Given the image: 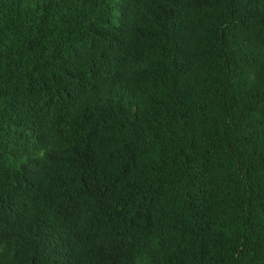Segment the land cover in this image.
I'll list each match as a JSON object with an SVG mask.
<instances>
[{"label": "trees", "instance_id": "obj_1", "mask_svg": "<svg viewBox=\"0 0 264 264\" xmlns=\"http://www.w3.org/2000/svg\"><path fill=\"white\" fill-rule=\"evenodd\" d=\"M0 264H264V0H0Z\"/></svg>", "mask_w": 264, "mask_h": 264}]
</instances>
